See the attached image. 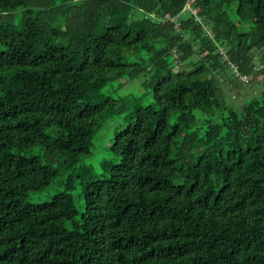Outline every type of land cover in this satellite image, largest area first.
<instances>
[{
    "label": "trees",
    "instance_id": "trees-1",
    "mask_svg": "<svg viewBox=\"0 0 264 264\" xmlns=\"http://www.w3.org/2000/svg\"><path fill=\"white\" fill-rule=\"evenodd\" d=\"M262 49L264 0H0V264H264Z\"/></svg>",
    "mask_w": 264,
    "mask_h": 264
},
{
    "label": "rangeland",
    "instance_id": "rangeland-1",
    "mask_svg": "<svg viewBox=\"0 0 264 264\" xmlns=\"http://www.w3.org/2000/svg\"><path fill=\"white\" fill-rule=\"evenodd\" d=\"M230 9V8H229ZM230 17L232 21L237 22L238 18L236 17L235 13L233 14V11H231L230 9ZM240 25V29L242 31H249L251 28V24H247V23H241ZM222 50V49H221ZM223 51V50H222ZM258 54H263L264 55V49L260 50V52H258ZM258 54H255L256 56H258ZM258 63V62H257ZM259 66V65H258ZM254 77L249 78L251 81H253ZM264 76L261 74L258 77L255 78V82H261L263 80ZM249 80V81H250ZM145 82V77L142 76L137 80L131 81V82H125L123 87L117 89L116 93H113V90L115 88L116 83L114 82L113 84H109L106 88H104L103 92L105 94H112L115 98H121L124 96H143L145 94V88H143V84ZM223 83V82H221ZM227 85H230V81L228 80V83H226ZM244 84V88H241L240 90H238L236 92V90H232V88H230L228 86V88H226L224 91L225 93L231 96V100L233 102H241L243 101L245 98L257 95L261 89L259 86H249V83H243ZM114 86V88H113ZM251 87V88H250ZM152 96L151 95H146L144 97V101L146 103V105H148L152 100ZM230 99V98H229ZM248 100H250V98H248L245 102H247ZM119 124L117 123H110L108 124L97 136V138L95 139V154L92 157L89 158H85L81 161V163L79 164V166H91L96 172H99V167H100V161L102 160L101 158L97 157L96 153H98V151L101 148V143L103 142V140H107L108 138L112 137L116 130L119 129ZM101 142V143H100ZM68 174V173H67ZM66 173H63L61 177H64L65 175H67ZM56 187H52L48 192L44 193V198L42 199H38L36 195H32L29 198V202L33 203V204H39V203H43L46 201H51L52 196L56 193L55 189ZM73 196L76 200V205L79 209L80 212H82L85 208V204L84 201L82 200V198L79 196V188L78 185L76 186V190H74L73 192Z\"/></svg>",
    "mask_w": 264,
    "mask_h": 264
},
{
    "label": "built area",
    "instance_id": "built-area-1",
    "mask_svg": "<svg viewBox=\"0 0 264 264\" xmlns=\"http://www.w3.org/2000/svg\"><path fill=\"white\" fill-rule=\"evenodd\" d=\"M149 18H151L153 21L155 22H163L168 18V15H157V14H151L148 16ZM237 77H239L244 83H249L250 81V77L247 76H241L239 74H237Z\"/></svg>",
    "mask_w": 264,
    "mask_h": 264
}]
</instances>
